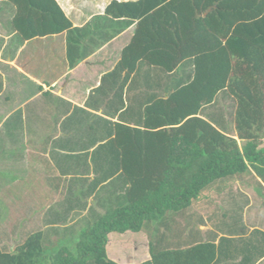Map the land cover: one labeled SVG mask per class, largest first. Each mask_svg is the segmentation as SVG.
<instances>
[{
    "label": "crops",
    "instance_id": "obj_1",
    "mask_svg": "<svg viewBox=\"0 0 264 264\" xmlns=\"http://www.w3.org/2000/svg\"><path fill=\"white\" fill-rule=\"evenodd\" d=\"M55 1L72 28L91 26L86 36L68 30L35 34L37 23L17 25L15 6L0 0V205L4 201L11 208L38 209L40 227L26 236L42 232L43 240L53 238V247L76 239L82 228L121 205L123 171L110 164L115 150L102 147L116 138V125L148 129L157 121L152 118L154 103L169 98L194 73L193 59L171 73L144 58L132 72L121 69L122 53L135 35L137 21L94 47L118 29L109 24L104 35H92L96 27L91 22L113 0ZM88 5L91 13L85 12ZM235 109L232 95L222 91L198 116L217 119L237 139L231 117ZM250 175L252 180L215 182L181 217L166 214L170 226L110 233L107 257L117 264H141L151 259L150 245L156 251L183 250L213 242L215 264H264V182L253 173L242 178ZM217 216L222 222H216ZM142 234L145 244L134 239L131 245L124 243L123 238Z\"/></svg>",
    "mask_w": 264,
    "mask_h": 264
},
{
    "label": "trees",
    "instance_id": "obj_2",
    "mask_svg": "<svg viewBox=\"0 0 264 264\" xmlns=\"http://www.w3.org/2000/svg\"><path fill=\"white\" fill-rule=\"evenodd\" d=\"M2 1L15 6L17 25L37 23L35 34L68 30L86 36L91 27L72 28L55 0ZM133 21L136 32L119 67L132 72L144 58L171 73L193 59L192 80L154 103L157 121L148 129L117 124L116 138L102 146L115 150L110 164L123 171L121 205L57 247L43 245L42 232H35L13 251L0 248V264H117L106 253L110 233L170 226L166 214L181 217L217 181L253 173L264 182V0H113L91 22L96 27L92 35H104L109 24L118 31L94 47ZM222 91L235 102L231 117L237 139L217 119L198 116ZM155 247L150 245L151 259L141 264L217 262L213 242L183 250Z\"/></svg>",
    "mask_w": 264,
    "mask_h": 264
},
{
    "label": "rangeland",
    "instance_id": "obj_3",
    "mask_svg": "<svg viewBox=\"0 0 264 264\" xmlns=\"http://www.w3.org/2000/svg\"><path fill=\"white\" fill-rule=\"evenodd\" d=\"M65 3H73L75 4V2H79L80 0H62ZM109 1V0H107ZM85 2V1H83ZM104 1L101 3L103 4ZM91 5H88L86 7L85 12L86 13H91ZM220 105V103H219ZM218 105V106H219ZM264 145V141L263 144ZM241 179H247V180H252L253 177L250 176H246L245 178H239ZM218 186V185H217ZM218 191V190H217ZM223 197H227V195H223ZM6 200L8 201L9 199L6 198ZM21 206V205H20ZM217 206V205H215ZM34 208V206H32ZM221 207V206H220ZM202 208V205L199 207ZM222 209H224L222 207ZM4 210V215L2 218L0 219V248H2L3 250H12L14 249V247H17L18 245H20L21 243L24 242V240L26 239V235L29 234V232H32L33 230L37 229L40 227V221H39V212L38 209L35 210V212H33L31 207H25L21 210L20 209H16L14 206L11 208L10 202L9 203H5L4 201H2V205H0V214L1 212ZM25 210V211H23ZM202 210H200L201 212ZM204 211V210H203ZM227 212V210H225ZM234 212V209L232 211V214L235 216L236 218V214ZM216 219V222H222V217L221 216H217L214 217ZM22 220V221H21ZM27 224V225H26ZM26 226V227H24ZM140 236V235H139ZM150 238V237H149ZM51 236H48L47 238H44L43 240V245H45L46 247L50 248L51 246H54L53 242L51 241ZM132 239L136 240V243H140V244H145L146 241V237L144 234H142L141 237H130L128 239L123 238V240L125 241L124 243H128V245L132 244L131 242L133 241ZM131 247V246H130Z\"/></svg>",
    "mask_w": 264,
    "mask_h": 264
}]
</instances>
